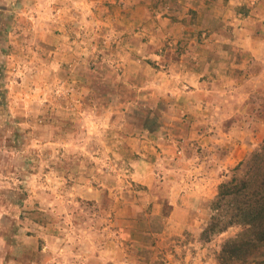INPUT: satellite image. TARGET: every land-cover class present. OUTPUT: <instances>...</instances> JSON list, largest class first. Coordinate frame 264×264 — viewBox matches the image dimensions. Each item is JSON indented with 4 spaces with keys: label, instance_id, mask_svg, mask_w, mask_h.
<instances>
[{
    "label": "rangeland",
    "instance_id": "1",
    "mask_svg": "<svg viewBox=\"0 0 264 264\" xmlns=\"http://www.w3.org/2000/svg\"><path fill=\"white\" fill-rule=\"evenodd\" d=\"M57 1H45L48 20L60 16L57 4L67 6L63 17L68 14L77 21L70 33L77 37L79 53H69L71 58L66 55L61 63L52 40L37 48L35 41L19 36L17 11L11 15L13 29L7 32L6 18L0 16V264H141L138 259L142 264H220L222 244L241 227H230L208 241L201 234L219 185L264 141V0H190V7L188 0H142L151 2L152 24L158 26L172 17L168 13L185 14L181 31L158 44L151 42L155 46L147 47L146 54L131 50L137 39L142 44L151 41L144 20L131 25L124 40L113 29L102 33L101 21L92 37L91 18L103 19V8L109 5L97 0ZM172 18L180 20L177 15ZM194 45L206 50L209 62L217 60V73L227 71L225 80L217 77V90L207 96L209 101L200 105L217 124V164L233 155L238 160L227 167L217 165L216 196L201 202L191 229L156 248L134 249L120 228L115 204L131 205L130 194L140 190L131 165L140 155L126 149L127 135H117L109 122L117 114L135 127L156 129L164 122L157 115L163 102H128L138 90L151 93L155 87L149 79L166 72L168 62L180 61ZM231 64L234 76L227 68ZM127 109L130 116L123 114ZM193 116L204 126V114ZM200 141L194 143L196 154L206 152ZM156 178L163 180L160 174ZM85 183L103 190V198L87 199L82 190L83 195L76 194L77 185L84 188ZM45 241L73 245L46 255ZM96 241H104L103 249Z\"/></svg>",
    "mask_w": 264,
    "mask_h": 264
},
{
    "label": "crops",
    "instance_id": "2",
    "mask_svg": "<svg viewBox=\"0 0 264 264\" xmlns=\"http://www.w3.org/2000/svg\"><path fill=\"white\" fill-rule=\"evenodd\" d=\"M45 1L0 0V16L6 18L5 32H7L8 27L13 29V23L15 24V22L13 21L14 16L11 15L17 11L16 19L19 18L22 23V25L16 24L22 29L19 36L23 39L30 38L33 42L35 41L37 48L52 40V43L57 44L55 54L61 56V60L57 58V63H61L64 62V59H67L66 55L71 58L69 53H79L77 50V37L75 33H70L71 30H74L72 23L75 21L71 20L67 16L68 14L64 17L61 15L63 8L67 6L62 7L57 4L54 8L59 9L60 16L48 20V17L44 15ZM95 1L92 0L91 2L97 4L98 2ZM97 1H100L103 6L109 5L107 10L111 14L103 8L104 13L101 15L106 14L103 19L96 16L91 18L89 27L92 26L93 29L91 28L89 34L92 37L96 36L94 33L97 32H94V27L100 21L102 22L100 24L105 26L102 33L113 29L123 40L126 33H129L132 29L131 25L135 27V24H140L142 20L146 22L147 35L151 38V41L142 44L137 39L131 46L133 53L141 51L146 54L148 52L147 47L155 46L151 45V42L158 44L167 35L176 34L183 28L179 22L184 21L185 14L168 13L172 17L177 15L180 20L166 17L163 20V26L154 24V12L150 6V1ZM179 1L185 2V0ZM56 2L58 1L56 0ZM120 3L122 4L120 5ZM185 3L189 7L194 4L190 0ZM8 16H11L10 22ZM161 18V15H159V19ZM74 25L76 26V24ZM11 34L15 37V31L12 30ZM23 34L25 35L23 36ZM67 35L74 40L70 43L62 42L63 39L66 41V38H70ZM136 35L138 34L136 33ZM67 48H70V50L66 51ZM129 49L130 47H128ZM244 50H249V48L246 47ZM62 54L64 55L62 56ZM168 63L166 72L159 71L155 73V78L152 76L149 79L155 87L152 88L151 93H143L137 89L136 98L128 102L129 105L131 103L134 105L135 101H138V103L149 101L153 104L156 100L163 102L165 106L159 110L157 115L165 118L164 122L159 123L156 129H150L143 124H138L135 127V123H130L127 118L123 119L122 115L119 116V114H117V119L113 120L114 122H109L112 129L116 130L117 135L118 133L127 135L126 149L140 155L131 160L133 178L140 190L130 194L132 197L131 205L115 204L120 228L130 238L131 246L139 250L156 248L160 242L172 241L174 239L173 235L178 236L182 232L191 229L196 214L199 213L201 202L216 196L217 165L227 167L232 164V160H235L233 162L238 160L233 155L217 164V130L215 128L217 124L211 120L209 113H204L200 105L209 101L207 96L217 90V77L225 80L228 77L227 71L218 69L219 72L217 73V60L214 61L213 59L209 62L206 50L197 45H194L191 50H187L180 61H170ZM231 66L234 65L231 64L227 68L230 69V76H234ZM210 78L213 79V83L209 82ZM134 83V81H131V84ZM108 100L106 99V101ZM120 101H125V99L121 98ZM150 110L153 114L155 113L153 109ZM104 111L108 113V107ZM125 113L127 116L131 115L128 109L123 110V114ZM193 114H204L206 116L203 120L204 126H198ZM136 116L134 115L133 120H138ZM201 128L204 130L202 134L198 135L197 131H200ZM199 138L201 140L200 144L206 152L196 154L193 147L196 140L199 142ZM117 147L121 146L118 145ZM180 149H182L181 154H178L177 151ZM207 152H210L209 155L206 154ZM157 174L162 175L163 180H158L156 178ZM170 184H174V189H170ZM80 185L78 184L76 187V194L81 196L84 193L87 199L92 198L96 201H99L100 197L103 198V195H101L103 190L88 186V184L84 186V189ZM88 188L90 191H88ZM79 190H82L83 193H80ZM137 193L139 194L136 195ZM103 204L104 202L101 203V210L104 208ZM101 230H103V226ZM148 241L153 242L149 243ZM96 242L101 243L103 249L104 241ZM105 243L108 244V241ZM72 245L68 241H45L43 250L47 255L51 252L58 253L62 248L67 251ZM103 251L106 252V250ZM108 252L109 250H107ZM138 262L142 264L143 259H138Z\"/></svg>",
    "mask_w": 264,
    "mask_h": 264
},
{
    "label": "trees",
    "instance_id": "3",
    "mask_svg": "<svg viewBox=\"0 0 264 264\" xmlns=\"http://www.w3.org/2000/svg\"><path fill=\"white\" fill-rule=\"evenodd\" d=\"M210 208L212 213L201 234L204 240L230 227H241L222 244L219 263L264 264V141L219 185Z\"/></svg>",
    "mask_w": 264,
    "mask_h": 264
}]
</instances>
